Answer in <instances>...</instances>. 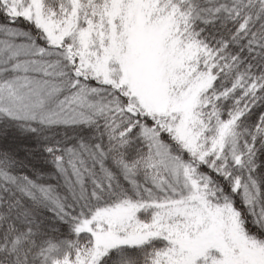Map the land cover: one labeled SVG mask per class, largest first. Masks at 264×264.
Segmentation results:
<instances>
[{"label": "snow or ice", "instance_id": "snow-or-ice-1", "mask_svg": "<svg viewBox=\"0 0 264 264\" xmlns=\"http://www.w3.org/2000/svg\"><path fill=\"white\" fill-rule=\"evenodd\" d=\"M0 264H264V0H0Z\"/></svg>", "mask_w": 264, "mask_h": 264}]
</instances>
